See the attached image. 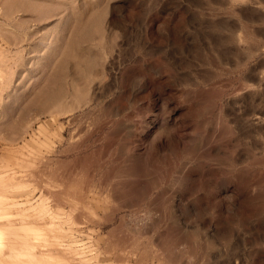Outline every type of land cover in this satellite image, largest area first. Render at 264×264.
<instances>
[{"label": "rangeland", "instance_id": "obj_1", "mask_svg": "<svg viewBox=\"0 0 264 264\" xmlns=\"http://www.w3.org/2000/svg\"><path fill=\"white\" fill-rule=\"evenodd\" d=\"M0 176L89 264H264V0H0Z\"/></svg>", "mask_w": 264, "mask_h": 264}, {"label": "bare ground", "instance_id": "obj_2", "mask_svg": "<svg viewBox=\"0 0 264 264\" xmlns=\"http://www.w3.org/2000/svg\"><path fill=\"white\" fill-rule=\"evenodd\" d=\"M17 184L0 176V189L13 190L19 188ZM15 199L0 194V264H89L83 250L86 246L77 245V241H63L65 237L54 221L56 213L51 208L36 209L32 204L25 206ZM30 213L32 215H28ZM30 218L35 220L30 222ZM45 218L50 222L42 223ZM11 219L18 220L10 222ZM46 227L54 233L50 237L45 234Z\"/></svg>", "mask_w": 264, "mask_h": 264}]
</instances>
